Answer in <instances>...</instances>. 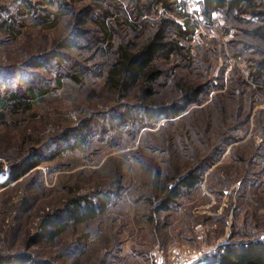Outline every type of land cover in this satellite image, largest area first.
<instances>
[{
    "label": "rangeland",
    "instance_id": "374dc122",
    "mask_svg": "<svg viewBox=\"0 0 264 264\" xmlns=\"http://www.w3.org/2000/svg\"><path fill=\"white\" fill-rule=\"evenodd\" d=\"M179 1L193 22L198 23L194 40L186 43L193 47L195 61H174L172 55L171 65L165 67L178 66L175 72L189 80L210 78L214 85L205 96L208 94L211 100L224 91L220 79H246L253 65L250 60L263 59L264 47L242 36L249 23L238 22L235 15L217 12L213 22H209L202 15V0ZM156 2L0 0V107L12 94L24 95L29 90L37 94L29 110L10 114L7 123L0 127V163L5 166L0 183L5 182L11 163L20 161L32 149L44 150L52 145L62 130L93 114L111 111L116 105L133 104L134 91L130 97H115L105 87L103 64L111 60V43L127 40L139 44L155 31L162 18L181 22ZM138 6L143 15L134 21L139 28L134 32L126 21L134 20L131 16ZM88 8L92 12L83 33L78 35L74 28L76 17ZM244 19L253 20L250 16ZM67 40L74 47L58 49V44ZM60 54L64 56L61 60ZM46 57L51 61L45 67H31ZM169 89L160 88L159 93L166 95ZM257 99L250 123L246 121L239 129H248L243 140L227 147L207 171L198 192L186 194L171 211L156 215L154 223L149 220L153 208L148 197L153 195L148 191V163L151 167L159 165L167 156L166 147L156 135L181 133L176 125L166 126L167 120L137 133L131 128H116L97 134L83 149L44 163L0 190V253L32 252L37 259L53 264H161L178 248L198 249L203 259L229 238L238 240L261 234L264 142L255 123L258 120L264 125V112L260 115L264 111V94H258ZM230 107L235 110L237 106ZM253 155L260 158L252 160ZM187 162L188 158H182L179 163L184 167ZM245 168L248 172L251 169L252 176L242 182ZM117 173L123 193L115 198L109 212L95 221L69 228L53 244L27 250V240L44 212L62 205L72 193L93 194L97 188L107 187ZM224 178L226 187L219 186L217 180L221 184ZM208 185L217 193H212ZM24 198L31 202L26 210L21 207ZM84 234L92 235L91 242L79 245Z\"/></svg>",
    "mask_w": 264,
    "mask_h": 264
},
{
    "label": "trees",
    "instance_id": "16d2710c",
    "mask_svg": "<svg viewBox=\"0 0 264 264\" xmlns=\"http://www.w3.org/2000/svg\"><path fill=\"white\" fill-rule=\"evenodd\" d=\"M156 4L168 13L177 15L181 22L162 18L155 31L144 37L139 44L127 40H120L118 44L111 43V60L103 64L106 69L105 87L115 97H130L128 95L134 91L133 104L116 105L106 113L93 114L80 120L74 127L62 130L54 137L53 144L44 150H30L20 161L10 164L5 182L0 183V190L19 181L44 163L83 149L97 134H105L116 128H131L137 133L146 127L154 128L159 121L167 120L166 126L176 125L181 133L156 135L159 142L166 147L164 152L167 156L159 165L151 167V162L148 163V171L151 172L148 191L153 195L148 197V203L153 208L149 220L154 223L156 215L171 211L186 194L198 192L207 171L222 157L227 147L243 140L248 129L245 132H239V129L242 124H247L246 121L250 123L251 113L258 103V94L260 97L264 94V58L250 60L253 65L250 66L246 79H220L221 89L224 91L210 100L208 94L205 96L214 85L210 78L189 80L175 72L178 66L165 67L171 65L172 55L175 57L174 61H185L189 64L195 61L192 55L194 49L186 43L194 40L198 23L193 22L186 12V6L179 0H157ZM201 6L202 15L209 22H213L215 13L223 12L235 15L238 22L249 23V28L242 30V36L264 47V0H202ZM134 11L131 16L134 20L127 19L126 23L135 32L139 28H136L134 21H138L143 12L139 6ZM91 12L92 9L88 8L77 15L74 28L79 31L78 35L86 28ZM247 16L253 19L252 22L244 19ZM57 47L71 50L74 45L67 40L59 43ZM63 57L62 54L58 55L60 60ZM49 61L51 59L46 57L37 60L31 67L42 69ZM179 66L181 68L180 64ZM160 88L170 89L166 95H162L159 93ZM36 95L33 90L26 91L24 95L12 94L0 107V127L7 123L10 114L13 116V113L29 110ZM231 104L237 106L235 110L230 107ZM263 112L262 110L260 115ZM255 128L264 142V125L257 120ZM182 158H188L184 167L179 163ZM256 158L260 157L252 156V160ZM4 170V164L0 163V174ZM244 170L241 180L247 182L248 177L252 176L251 169L249 172L246 168ZM217 183L226 187V178L220 180L221 184L218 180ZM208 188L212 193H217L213 192L211 186ZM92 193H72L62 205L44 212L36 225V231L27 240V250L42 244H53L69 228L95 221L109 212L115 198L123 193L120 173L115 174L113 182L107 187H99ZM30 205L29 198H24L21 207L26 210ZM256 234L245 236L246 239L244 236L238 240L229 238L226 243L193 264H264V231ZM91 237L90 234H84L79 245H88ZM74 245L77 246L78 242ZM0 264L53 262L42 261L32 252H24L0 253Z\"/></svg>",
    "mask_w": 264,
    "mask_h": 264
},
{
    "label": "built area",
    "instance_id": "2783aa9c",
    "mask_svg": "<svg viewBox=\"0 0 264 264\" xmlns=\"http://www.w3.org/2000/svg\"><path fill=\"white\" fill-rule=\"evenodd\" d=\"M202 259V253L192 247H182L176 249L168 261L161 264H193Z\"/></svg>",
    "mask_w": 264,
    "mask_h": 264
}]
</instances>
